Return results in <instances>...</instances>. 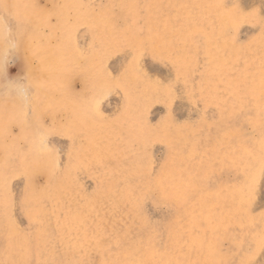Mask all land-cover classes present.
Instances as JSON below:
<instances>
[{
    "label": "rangeland",
    "instance_id": "1",
    "mask_svg": "<svg viewBox=\"0 0 264 264\" xmlns=\"http://www.w3.org/2000/svg\"><path fill=\"white\" fill-rule=\"evenodd\" d=\"M264 0H0V264H264Z\"/></svg>",
    "mask_w": 264,
    "mask_h": 264
},
{
    "label": "snow or ice",
    "instance_id": "2",
    "mask_svg": "<svg viewBox=\"0 0 264 264\" xmlns=\"http://www.w3.org/2000/svg\"><path fill=\"white\" fill-rule=\"evenodd\" d=\"M262 247H264V245H262ZM242 264H243V262H242Z\"/></svg>",
    "mask_w": 264,
    "mask_h": 264
}]
</instances>
